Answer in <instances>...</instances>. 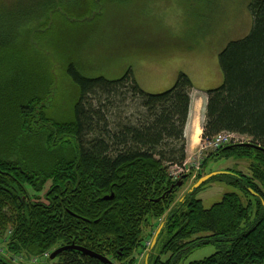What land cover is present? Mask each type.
Masks as SVG:
<instances>
[{
    "label": "trees",
    "instance_id": "obj_1",
    "mask_svg": "<svg viewBox=\"0 0 264 264\" xmlns=\"http://www.w3.org/2000/svg\"><path fill=\"white\" fill-rule=\"evenodd\" d=\"M95 5V0L0 2V53L16 49L25 36L29 41L30 27L46 16L60 10L69 19H84ZM250 13V34L219 54L222 83L199 88L208 96L203 141L224 133L249 139L208 151L202 164L211 159L248 164L250 176L229 169L207 182L224 180L240 194L228 193L205 208L195 198L205 183L183 204L176 201L187 180L209 175H192L185 166V130L196 89L187 74L180 72L170 89L152 94L132 71L108 80L70 64L67 74L79 91L72 122L49 126L47 117L27 106L19 109L15 125L4 126L0 119V245L6 253L22 263L37 262L76 247L112 264H136L138 251L150 249L164 224L161 253L151 264H183L210 244L217 252L188 264H264V0L252 3ZM0 99H7L1 90ZM173 167L184 171L175 177ZM164 256L169 257L163 261ZM9 258H0V264H15ZM55 260L104 264L74 249Z\"/></svg>",
    "mask_w": 264,
    "mask_h": 264
},
{
    "label": "rangeland",
    "instance_id": "obj_2",
    "mask_svg": "<svg viewBox=\"0 0 264 264\" xmlns=\"http://www.w3.org/2000/svg\"><path fill=\"white\" fill-rule=\"evenodd\" d=\"M14 1L0 0L8 4ZM255 1L95 0V7L84 19H69L58 10L30 27L29 41L25 36L16 49L0 53V90L7 96L6 101L0 99V119L4 126L15 125L19 109L27 106L36 107L47 117L49 126L72 122L79 91L68 77L70 64H76L86 76H102L108 80L120 79L132 71L138 85L152 94L170 89L180 72L192 79L196 89L208 84L215 88L223 80L219 54L230 42L250 34L253 27L250 5ZM202 119L204 128L205 114ZM231 138L239 140L238 143H249L248 138L239 135ZM204 143L202 133L201 144L187 162L192 175L230 173L229 169L251 175L248 164L236 159H211L203 167L208 153L198 157ZM192 163L195 165L191 166ZM171 171L175 177L182 173L180 167H173ZM197 176L187 180L177 192L178 204H183L192 192ZM47 188L40 195L42 199ZM228 193L241 192L224 180H213L195 198L210 208ZM146 236L144 233L143 237ZM164 240L161 238L153 251L143 250L142 259H137L136 264H146L143 260L146 253L152 261L160 256ZM216 251L213 245L196 249L184 258L183 264L203 260ZM0 256L10 257L1 245ZM10 258L15 264L58 263L45 258L22 263L18 257Z\"/></svg>",
    "mask_w": 264,
    "mask_h": 264
},
{
    "label": "crops",
    "instance_id": "obj_3",
    "mask_svg": "<svg viewBox=\"0 0 264 264\" xmlns=\"http://www.w3.org/2000/svg\"><path fill=\"white\" fill-rule=\"evenodd\" d=\"M207 100H208V96L206 92H204V90L198 88L193 91L189 119L185 130V136L188 142V147H187L188 162L192 157L191 155H193L194 152H196V150L198 149L199 145L202 142L203 122H204L202 119V115L206 114ZM204 101H206L205 105H204ZM199 131H200V135L199 137H197Z\"/></svg>",
    "mask_w": 264,
    "mask_h": 264
},
{
    "label": "water",
    "instance_id": "obj_4",
    "mask_svg": "<svg viewBox=\"0 0 264 264\" xmlns=\"http://www.w3.org/2000/svg\"><path fill=\"white\" fill-rule=\"evenodd\" d=\"M246 147H250L252 146L251 144H248V145H245ZM259 149V147H256V149ZM225 174H230V173H225V172H218V173H213V174H210V175H207L205 176L204 178H202L195 186H194V189L192 190H195V189H199L201 186H203L205 183H207L210 179L212 178H215L217 176H222V175H225ZM182 186V183H179L178 187H181ZM193 192V191H192ZM252 194H254L252 192ZM163 229V226L158 230V232L156 233L154 239H153V243H152V246H151V250H153L155 248V246L157 245V242H158V238L161 234V231ZM66 249H74L76 251H79L81 253H83L84 255L86 256H90L92 258H95V259H98L100 261H102L104 264H112L111 262L108 261V259L102 257V256H98L94 253H91V252H88L86 250H83V249H79V248H76V247H70V248H62L56 252H54L51 256V260H55L57 258V256L63 251V250H66Z\"/></svg>",
    "mask_w": 264,
    "mask_h": 264
},
{
    "label": "built area",
    "instance_id": "obj_5",
    "mask_svg": "<svg viewBox=\"0 0 264 264\" xmlns=\"http://www.w3.org/2000/svg\"><path fill=\"white\" fill-rule=\"evenodd\" d=\"M235 141H236V139H232L230 134H227V136L221 134L218 137H216L213 141L206 143L202 146L198 158L200 159L205 152L216 151L220 147H222L226 144H229V143H233ZM181 171H183V170L181 169ZM46 257L49 258V255H47Z\"/></svg>",
    "mask_w": 264,
    "mask_h": 264
},
{
    "label": "flooded vegetation",
    "instance_id": "obj_6",
    "mask_svg": "<svg viewBox=\"0 0 264 264\" xmlns=\"http://www.w3.org/2000/svg\"><path fill=\"white\" fill-rule=\"evenodd\" d=\"M247 190H248V192L249 193H251V195H253V197L256 199V198H260V194H258V193H256L253 189H251V188H247ZM252 192L254 193V194H252ZM163 228H164V224H163ZM210 245H212V244H210ZM209 246V245H208ZM214 246V245H213ZM204 247V246H203ZM156 248V247H155ZM154 248V249H155ZM202 248V247H201ZM215 248H216V246H215ZM153 249V250H154ZM199 249V248H198ZM66 250H68V249H66ZM153 250H151V251H153ZM217 250V249H216ZM63 251H65V250H63ZM62 251V252H63ZM61 252V253H62ZM142 252H143V250H139L138 251V254L135 256L136 257V259H142ZM217 252V251H216ZM148 255V253H146L144 256H143V260H146V264H150V259H151V257L150 256H147ZM210 257V256H209Z\"/></svg>",
    "mask_w": 264,
    "mask_h": 264
},
{
    "label": "bare ground",
    "instance_id": "obj_7",
    "mask_svg": "<svg viewBox=\"0 0 264 264\" xmlns=\"http://www.w3.org/2000/svg\"><path fill=\"white\" fill-rule=\"evenodd\" d=\"M199 135H200V131H199V133H198L197 137H199Z\"/></svg>",
    "mask_w": 264,
    "mask_h": 264
}]
</instances>
